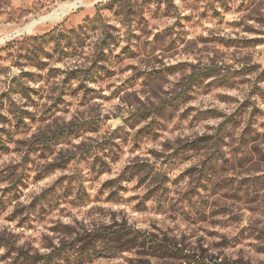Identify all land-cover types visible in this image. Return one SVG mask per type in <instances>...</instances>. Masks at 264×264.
Wrapping results in <instances>:
<instances>
[{"label":"rangeland","instance_id":"1","mask_svg":"<svg viewBox=\"0 0 264 264\" xmlns=\"http://www.w3.org/2000/svg\"><path fill=\"white\" fill-rule=\"evenodd\" d=\"M76 1L0 0V264H264V0Z\"/></svg>","mask_w":264,"mask_h":264},{"label":"bare ground","instance_id":"2","mask_svg":"<svg viewBox=\"0 0 264 264\" xmlns=\"http://www.w3.org/2000/svg\"><path fill=\"white\" fill-rule=\"evenodd\" d=\"M83 4V1H76L71 5H63L61 6L60 9L55 11L52 15H50V21H57L60 20L61 18L65 17L70 11L77 9L79 6ZM48 20V21H49ZM35 24H30L26 27L24 32H31L34 28Z\"/></svg>","mask_w":264,"mask_h":264},{"label":"water","instance_id":"3","mask_svg":"<svg viewBox=\"0 0 264 264\" xmlns=\"http://www.w3.org/2000/svg\"><path fill=\"white\" fill-rule=\"evenodd\" d=\"M49 19H50V15H48V16H46V17H43V18H41V19L38 20V21H34V22H32L31 24H35V26H37L38 24H40V23H42V22H44V21H47V20H49ZM35 26H34V28H35ZM34 28H33V29H34ZM18 34L21 35V34H23V32H18ZM3 41H4V40L0 41V44L3 43Z\"/></svg>","mask_w":264,"mask_h":264}]
</instances>
